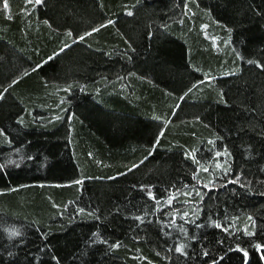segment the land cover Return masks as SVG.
I'll use <instances>...</instances> for the list:
<instances>
[{
	"label": "trees",
	"instance_id": "16d2710c",
	"mask_svg": "<svg viewBox=\"0 0 264 264\" xmlns=\"http://www.w3.org/2000/svg\"><path fill=\"white\" fill-rule=\"evenodd\" d=\"M0 264H264V0H0Z\"/></svg>",
	"mask_w": 264,
	"mask_h": 264
},
{
	"label": "snow or ice",
	"instance_id": "6c2138e0",
	"mask_svg": "<svg viewBox=\"0 0 264 264\" xmlns=\"http://www.w3.org/2000/svg\"><path fill=\"white\" fill-rule=\"evenodd\" d=\"M35 3H40L41 0H34ZM4 7H7V3L4 4ZM131 14V13H129ZM81 39H83V37H81ZM15 234V233H14ZM177 251H182V247L181 248H177Z\"/></svg>",
	"mask_w": 264,
	"mask_h": 264
}]
</instances>
